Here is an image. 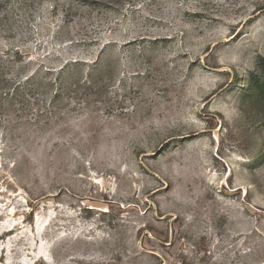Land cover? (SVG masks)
Instances as JSON below:
<instances>
[{
  "label": "rangeland",
  "instance_id": "rangeland-1",
  "mask_svg": "<svg viewBox=\"0 0 264 264\" xmlns=\"http://www.w3.org/2000/svg\"><path fill=\"white\" fill-rule=\"evenodd\" d=\"M0 264H264V0H0Z\"/></svg>",
  "mask_w": 264,
  "mask_h": 264
},
{
  "label": "bare ground",
  "instance_id": "bare-ground-1",
  "mask_svg": "<svg viewBox=\"0 0 264 264\" xmlns=\"http://www.w3.org/2000/svg\"><path fill=\"white\" fill-rule=\"evenodd\" d=\"M45 252H46V248L43 247V246H41V247L39 248V256H40L41 258H43V257L46 255ZM43 259H44V258H43Z\"/></svg>",
  "mask_w": 264,
  "mask_h": 264
}]
</instances>
